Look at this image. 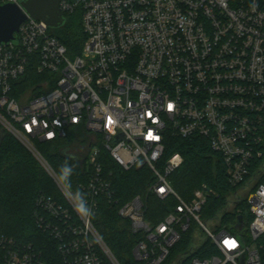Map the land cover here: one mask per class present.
I'll return each instance as SVG.
<instances>
[{"label": "built area", "instance_id": "built-area-1", "mask_svg": "<svg viewBox=\"0 0 264 264\" xmlns=\"http://www.w3.org/2000/svg\"><path fill=\"white\" fill-rule=\"evenodd\" d=\"M19 0H0L4 2ZM65 13L80 11V51L66 45L44 20L27 14L18 39L0 42V125L23 143L53 178L61 196L40 193L34 211L55 251L43 258L0 236V264H121L93 223L101 203L112 206L135 236L130 264H162L190 233L179 264L208 240L217 253L190 264H262L264 237V0H60ZM28 64L38 82L18 87ZM83 128L88 172L77 190L58 183L36 141ZM169 136L201 137L220 156L230 186H240L224 209L245 199L244 220L212 228L201 209L213 188L202 183L190 199L170 179L183 162L168 154ZM120 168L146 169L144 192L121 200L106 158ZM80 191L93 210L82 218L70 202ZM243 191L242 197L238 192ZM171 200L158 222L145 217L146 197ZM230 207L228 208V205ZM234 225V226H233ZM234 227V228H232ZM205 234L199 243V233Z\"/></svg>", "mask_w": 264, "mask_h": 264}, {"label": "trees", "instance_id": "trees-1", "mask_svg": "<svg viewBox=\"0 0 264 264\" xmlns=\"http://www.w3.org/2000/svg\"><path fill=\"white\" fill-rule=\"evenodd\" d=\"M64 17L63 24L57 27L54 34L66 45L68 53L73 56L80 51L85 39L81 27L80 11L65 13ZM42 76L44 75L36 72L34 65L28 64L26 74L18 82V87L24 89L33 85ZM0 130H2L0 133V236L11 240L12 247L14 239L19 248L29 249L30 245L36 252L42 250L43 258H48L55 251L54 243L48 231L38 226L34 214L37 209L36 198L40 193L59 198L61 191L35 155L14 135L2 129L1 125ZM77 130L78 128L74 130V133L68 132L65 137L56 140L36 141L35 143L57 175L65 162L73 167L70 178V188L73 190H77L78 184L86 181L88 177V172L81 159L87 149L86 138L84 133ZM73 143H78L83 147L82 152L77 156L65 151ZM174 150H178L183 156L182 164L170 175L176 191L185 199H190L193 190L202 183H206L214 190L202 206L201 216L204 219L215 217L219 213L222 223L233 224L235 222L238 227L241 225L238 221V208L244 220L252 218L250 214L245 217L243 213L247 207L245 199L236 201L230 210L224 209L228 203V197L240 186L228 184L220 156L208 147L205 139L195 137L188 140L178 136H169V147L166 154ZM104 167L113 171L115 186L121 200L138 192H144L152 179L146 167L124 170L108 157L104 160ZM259 181H264V176ZM145 200V217L153 222H158L173 207L171 200H160L156 196H148ZM92 219L96 229L119 262L130 264L135 236L123 224L117 211L107 203H101L98 213ZM190 233L183 234L180 242L174 245L170 255L162 264H168L177 254L185 253ZM258 242L262 245L259 253L262 264H264V237H260ZM214 253H217V250L206 240L190 255H184L179 264H190V259L194 255L206 257Z\"/></svg>", "mask_w": 264, "mask_h": 264}, {"label": "water", "instance_id": "water-1", "mask_svg": "<svg viewBox=\"0 0 264 264\" xmlns=\"http://www.w3.org/2000/svg\"><path fill=\"white\" fill-rule=\"evenodd\" d=\"M60 0H19L0 4V42L17 40L18 28L27 19V14L35 19L44 20L50 27H59L65 17L59 9ZM2 130H0V133ZM242 217H238L241 223Z\"/></svg>", "mask_w": 264, "mask_h": 264}, {"label": "clouds", "instance_id": "clouds-1", "mask_svg": "<svg viewBox=\"0 0 264 264\" xmlns=\"http://www.w3.org/2000/svg\"><path fill=\"white\" fill-rule=\"evenodd\" d=\"M73 173V167L69 166L67 162L63 164L59 170L57 177L58 183H63L66 188L70 189V178ZM70 202L73 204L74 210L82 218H89L94 213L93 210L88 206L86 198L80 191H76L70 198Z\"/></svg>", "mask_w": 264, "mask_h": 264}, {"label": "rangeland", "instance_id": "rangeland-1", "mask_svg": "<svg viewBox=\"0 0 264 264\" xmlns=\"http://www.w3.org/2000/svg\"><path fill=\"white\" fill-rule=\"evenodd\" d=\"M56 29L57 27H50V31L55 33L56 32ZM78 128V132H81L82 134L84 133V131L82 130V127L80 126H71L68 130L69 133H74V130ZM83 150V147L80 146L78 143H73L72 145H70L68 148L65 149L66 152H69V153H73V154H76L79 155ZM244 195V192L243 191H239L238 192V196L239 197H242ZM230 207V204L228 205V208ZM214 222H217L216 219L214 220H211L209 218L205 219V223L207 225L208 228H212ZM204 236L205 234L203 232L199 233V243L204 239Z\"/></svg>", "mask_w": 264, "mask_h": 264}]
</instances>
